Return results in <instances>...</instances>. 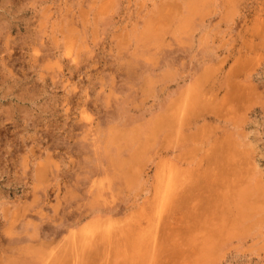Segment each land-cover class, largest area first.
<instances>
[{
  "label": "rangeland",
  "instance_id": "1",
  "mask_svg": "<svg viewBox=\"0 0 264 264\" xmlns=\"http://www.w3.org/2000/svg\"><path fill=\"white\" fill-rule=\"evenodd\" d=\"M0 264H264V0H0Z\"/></svg>",
  "mask_w": 264,
  "mask_h": 264
},
{
  "label": "bare ground",
  "instance_id": "2",
  "mask_svg": "<svg viewBox=\"0 0 264 264\" xmlns=\"http://www.w3.org/2000/svg\"><path fill=\"white\" fill-rule=\"evenodd\" d=\"M73 59V58H72ZM157 113V112H156ZM114 116V115H113ZM93 145H95V144H93ZM79 146V145H78ZM99 153V152H98ZM163 166V165H162ZM177 170V169H176ZM175 169H174V167L173 166H170V167H168L167 168V171L165 172L164 171V173H163V176L166 178L165 180L167 181L166 182V184H161V186H160V190H161V193L162 194H164V198H167L171 193H172V190H173V188L171 187V185L174 183V172L176 171ZM162 171V170H161ZM83 177V176H82ZM90 180V179H89ZM149 181V180H148ZM82 182V181H81ZM181 194V193H180ZM177 195V194H176ZM163 198V199H164ZM164 203V202H163ZM244 203V204H243ZM72 205V204H71ZM245 206L246 205V203L243 201V200H241L240 202H238L237 204H236V209H237V211H238V215L239 216H237L238 217V220L240 219V214H241V210H242V207L243 206ZM246 206H248V205H246ZM107 207V206H106ZM102 208V207H101ZM87 210V209H86ZM112 212V211H111ZM236 212V211H235ZM68 213V212H67ZM117 215V214H116ZM116 217V216H115ZM62 224V223H61ZM60 224V225H61ZM75 224V223H74ZM68 225V224H67ZM29 229V228H28ZM14 241V240H13ZM12 243V242H11ZM20 243V242H19ZM10 248V247H9ZM7 251V250H6ZM8 252V251H7ZM9 253V252H8ZM12 254V253H11Z\"/></svg>",
  "mask_w": 264,
  "mask_h": 264
}]
</instances>
